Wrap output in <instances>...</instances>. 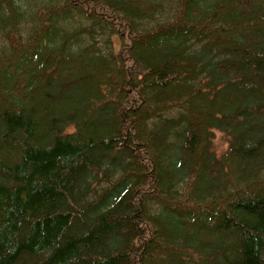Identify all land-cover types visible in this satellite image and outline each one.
<instances>
[{
  "label": "trees",
  "instance_id": "trees-1",
  "mask_svg": "<svg viewBox=\"0 0 264 264\" xmlns=\"http://www.w3.org/2000/svg\"><path fill=\"white\" fill-rule=\"evenodd\" d=\"M0 33V264H264V0H0Z\"/></svg>",
  "mask_w": 264,
  "mask_h": 264
},
{
  "label": "rangeland",
  "instance_id": "rangeland-1",
  "mask_svg": "<svg viewBox=\"0 0 264 264\" xmlns=\"http://www.w3.org/2000/svg\"><path fill=\"white\" fill-rule=\"evenodd\" d=\"M0 41H2L1 43L7 41L6 38H4L1 33H0ZM227 145H228V136L224 134L223 132L217 130L215 134V138H214V147L217 153L220 154L221 152H223L227 148ZM9 158L10 157H7L6 159L10 161ZM8 163L9 162H7L6 165L10 166V163L9 164Z\"/></svg>",
  "mask_w": 264,
  "mask_h": 264
}]
</instances>
